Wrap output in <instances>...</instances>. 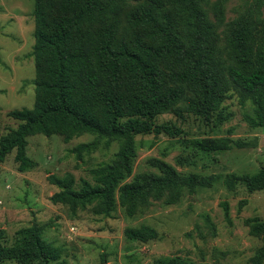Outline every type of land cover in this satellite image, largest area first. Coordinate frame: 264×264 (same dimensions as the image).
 <instances>
[{"label": "trees", "instance_id": "trees-1", "mask_svg": "<svg viewBox=\"0 0 264 264\" xmlns=\"http://www.w3.org/2000/svg\"><path fill=\"white\" fill-rule=\"evenodd\" d=\"M33 2L35 102L31 109L8 113L18 125L0 137V163L14 152L18 172L33 169L36 163L26 148L27 139L35 135H57L64 143L84 134L93 136V141L72 150L77 160L101 142L106 147L117 143L114 159L91 171L94 184L82 180L76 189L71 174L48 177L59 189L50 197L51 203L67 206L72 215L92 206L95 216L110 217L118 205L131 218L151 201L175 205L186 193L211 184L213 178L181 175L158 159L149 160L158 173L138 174L127 182L137 136L181 134L175 126L155 124L180 102L184 107L172 110L177 116L185 112L211 123L216 114L215 123L220 124L225 120L220 107L234 90L252 107L249 124L264 127V0H252L228 23L223 14L226 0ZM123 13L130 33L120 37ZM220 26H224L225 59L217 45ZM182 141L206 154L229 150L233 144L247 145L229 138ZM236 185L249 192L264 190V169L228 176L227 188ZM246 225L251 236L263 241L249 264H264V221L252 218ZM43 231L38 225L22 229L9 247L3 245L0 231V264H57L61 249L46 242ZM124 234L142 243L157 237L147 226L128 228ZM154 264L193 263L174 257L156 259Z\"/></svg>", "mask_w": 264, "mask_h": 264}, {"label": "rangeland", "instance_id": "rangeland-1", "mask_svg": "<svg viewBox=\"0 0 264 264\" xmlns=\"http://www.w3.org/2000/svg\"><path fill=\"white\" fill-rule=\"evenodd\" d=\"M250 3L252 0H226L224 22L234 20ZM131 7L133 4L128 9ZM33 10V0H0V137L18 125L8 113L31 109L35 102ZM207 13L215 22L211 8H207ZM262 13L264 16V10ZM223 29L224 26L218 28L217 45L225 59ZM125 32L127 36L130 33L123 13L120 37ZM183 107L184 102H180L172 110ZM172 110L159 116L155 124L175 126L181 134L137 136L133 172L127 182L138 174L158 173L149 163L158 159L181 175L213 178L209 186L186 193L175 205L151 201L131 218L118 205L110 217L95 216L92 206L72 215L67 206L51 203L50 197L59 189L48 177L71 174L76 189L82 180L94 184L91 171L109 164L118 145L111 143L106 147L101 142L95 151L77 160L72 150L93 141V136L84 134L64 143L57 135H35L27 139L26 148L27 156L36 163L33 169L18 172L14 152L0 163L3 245L12 246L17 232L38 225L44 227L43 239L61 249L57 264H154L156 259L174 257L193 264H249L263 241L249 234L246 221H264V190L249 192L243 185L228 189L226 180L231 174L253 175L264 169V127L249 124L252 107L248 101L242 102L234 90L228 92L220 107L225 116L220 124L215 123L216 114L211 123H206L185 112L177 116ZM210 138L240 140L247 145L238 148L233 144L229 150L206 154L182 141ZM142 226L153 228L156 239L142 243L125 237L126 229Z\"/></svg>", "mask_w": 264, "mask_h": 264}]
</instances>
